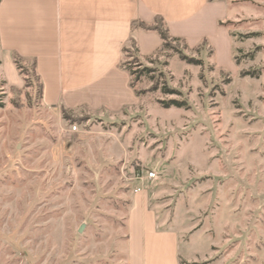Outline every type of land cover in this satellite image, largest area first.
I'll return each instance as SVG.
<instances>
[{
	"label": "rangeland",
	"instance_id": "1",
	"mask_svg": "<svg viewBox=\"0 0 264 264\" xmlns=\"http://www.w3.org/2000/svg\"><path fill=\"white\" fill-rule=\"evenodd\" d=\"M227 1L233 59L206 41L170 37L146 58L130 43L142 93L118 111L67 118L43 104L31 61L21 73L0 56V264H129L139 193L182 264H264V0ZM173 98L187 105L160 102Z\"/></svg>",
	"mask_w": 264,
	"mask_h": 264
},
{
	"label": "crops",
	"instance_id": "2",
	"mask_svg": "<svg viewBox=\"0 0 264 264\" xmlns=\"http://www.w3.org/2000/svg\"><path fill=\"white\" fill-rule=\"evenodd\" d=\"M157 17L190 48L206 41L233 59L227 0H0L1 61L19 56L35 63L45 106L118 111L139 100L122 65L124 49L134 43L144 58L159 51L160 34L140 27ZM185 249L176 231L161 227L143 194L136 195L128 218L129 264H182Z\"/></svg>",
	"mask_w": 264,
	"mask_h": 264
},
{
	"label": "trees",
	"instance_id": "3",
	"mask_svg": "<svg viewBox=\"0 0 264 264\" xmlns=\"http://www.w3.org/2000/svg\"><path fill=\"white\" fill-rule=\"evenodd\" d=\"M140 27L144 28V29H147V30H155L157 31L162 40H163V44L165 46H169L170 44V34L168 32V29L166 28V26H164V21H163V18L162 17H157L156 18V21L152 24H146V23H140ZM127 48L124 49V51H126ZM138 50V49H137ZM182 59H186L188 62L190 63H196V64H200L202 65L203 64V60L199 59L197 61L193 60L192 58H188L186 56H182ZM22 61V58H20L19 56H15L14 58V62L18 68V70L21 72V73H24V70H25V67L22 65V63L20 62ZM126 70L129 71L130 75L133 76L134 73L126 67L125 63L122 64ZM33 67H34V70L36 71L35 69V63L33 62ZM248 73L247 72H243L242 75H247ZM39 78V76H38ZM40 80V78H39ZM131 86L132 87H135V80L132 78L131 79ZM42 83L40 82V92H41V97H42ZM157 88V85L154 87V89ZM164 92L165 93H168V94H179L178 90L174 89V88H169V87H164ZM136 93L138 95H140L142 92L140 91H137L136 90ZM160 102L162 103L163 107L165 108H169V107H183V106H186L187 105V102L185 100H179V99H176V98H173V99H170V100H160ZM70 112V111H68ZM64 113L67 115V118H70V115L67 114V110L65 111L64 110Z\"/></svg>",
	"mask_w": 264,
	"mask_h": 264
},
{
	"label": "built area",
	"instance_id": "4",
	"mask_svg": "<svg viewBox=\"0 0 264 264\" xmlns=\"http://www.w3.org/2000/svg\"><path fill=\"white\" fill-rule=\"evenodd\" d=\"M73 130H77V125H76V124L73 125ZM142 177H143V176H142L140 173L137 174V179H142ZM147 177H148L149 179H153V178L156 177V173H155L154 171H149ZM139 190H140V189H139ZM139 190H138V191H139Z\"/></svg>",
	"mask_w": 264,
	"mask_h": 264
}]
</instances>
